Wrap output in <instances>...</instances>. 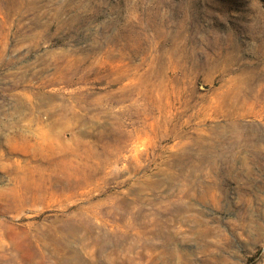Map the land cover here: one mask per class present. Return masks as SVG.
<instances>
[{
    "label": "rangeland",
    "instance_id": "obj_1",
    "mask_svg": "<svg viewBox=\"0 0 264 264\" xmlns=\"http://www.w3.org/2000/svg\"><path fill=\"white\" fill-rule=\"evenodd\" d=\"M1 46L0 264H264V0H0ZM105 50L115 74L35 101L42 122L81 118L36 166L13 83ZM150 231L174 242L145 251Z\"/></svg>",
    "mask_w": 264,
    "mask_h": 264
},
{
    "label": "bare ground",
    "instance_id": "obj_2",
    "mask_svg": "<svg viewBox=\"0 0 264 264\" xmlns=\"http://www.w3.org/2000/svg\"><path fill=\"white\" fill-rule=\"evenodd\" d=\"M42 35V34H41ZM43 36V35H42ZM115 41L116 39H112V41ZM111 41V40H110ZM121 41V40H120ZM110 42H108L109 44ZM113 43V42H112ZM115 44V43H114ZM123 44V43H122ZM112 45V44H111ZM119 45V42H118ZM123 46V45H122ZM36 47V46H35ZM105 47V46H104ZM118 46L116 45V48ZM30 48V47H29ZM102 48V47H101ZM115 48V49H116ZM126 48V47H125ZM107 49V48H106ZM111 49V48H110ZM118 49V48H117ZM108 50V49H107ZM124 50V49H123ZM122 50V51H123ZM64 51V50H62ZM118 51V50H117ZM121 51V50H120ZM3 52L4 49H2L1 46V50H0V65L5 64L3 62ZM61 52V51H60ZM97 52V51H96ZM99 52V51H98ZM101 52V51H100ZM104 52H107L106 50ZM109 52H111L109 50ZM109 52H107L106 56H100V58L98 57V59H96L93 64L92 67L88 70V71H84L82 69H79L76 65V63H74V59L69 58V54L67 55L66 53H59V54H52L50 56V65L52 67V73H50L49 76H40L43 69H39L37 73L34 74V76H39L38 80L35 84V86H33L32 84V80L33 79H27V80H23L22 83L26 86L29 87L30 90L29 91H20L18 90L19 88V84L18 81H15V84L12 88H11V94L10 96H12L13 98H16V100L19 102V104H23L22 106H26L27 110L26 112H24L22 114V116L20 117V119L18 121H16L14 123V125L11 127V135L13 136V138L17 139V140H21L23 141L28 148H25L27 150V152L29 153L30 158H35L36 160H38L40 162L39 165L36 166H42L44 167L47 163V161L49 162V159H47L46 157V151L49 153L50 151L48 150L51 143L52 139L54 137L55 140H57V144L61 146L62 142H64V139L68 136V140H75L76 134H75V128L71 125H69L68 119L70 120H77V122L79 123V116L77 115L76 112H78L75 110L76 105L74 103L77 102H69L68 105H59V106H55L53 108H51L53 111H58L57 115H55V117L53 118V120L51 122H47L45 119V122H42L40 119V116L37 115V110H36V104L35 101L42 96V94L44 93V91L47 93L48 96L51 95H56L57 99L58 96L61 98H64L65 95H70V96H80V87L88 85V84H92L93 82L95 83L96 80L95 78L99 77L102 74H105L104 76H111L112 74H115L117 72V68L119 67L121 62L118 63H114L113 60L111 59V55L109 54ZM102 53V52H101ZM99 54V53H98ZM97 54V56H98ZM104 54V53H103ZM117 54V53H116ZM119 54V52H118ZM126 54V53H125ZM74 55V54H73ZM96 55V54H94ZM118 56V55H117ZM73 57V56H72ZM123 57V56H122ZM75 58V55H74ZM97 58V57H95ZM120 58V56L118 57ZM117 58V59H118ZM77 59V58H76ZM122 61V58H120ZM91 60V59H90ZM49 61V60H48ZM77 61V60H76ZM118 61V60H117ZM115 60V62H117ZM120 61V60H119ZM79 62V61H78ZM81 62V61H80ZM124 62V60H123ZM92 63V62H91ZM79 64V63H78ZM83 64V63H82ZM46 65V64H45ZM81 65V64H80ZM90 65V64H89ZM124 65V64H123ZM127 65V64H126ZM45 67V66H44ZM124 67V66H123ZM132 67V66H131ZM130 67V68H131ZM137 68V67H136ZM128 69V68H126ZM135 69V68H134ZM136 71V70H135ZM119 72V70H118ZM126 73V72H125ZM128 73V71H127ZM134 74V73H133ZM136 74V73H135ZM134 74V75H135ZM138 74V72H137ZM117 76V75H116ZM124 76V73H123ZM130 76V75H128ZM136 76V75H135ZM115 77V76H114ZM118 77V76H117ZM126 79V74L124 76ZM133 77V76H132ZM141 77V75L139 76ZM131 78V76L129 77ZM135 78V77H133ZM10 79V78H9ZM121 79V78H120ZM130 80V79H129ZM128 80V81H129ZM139 80V79H138ZM118 81H120L118 79ZM141 81V80H140ZM100 82V81H99ZM116 82V80H115ZM137 82V81H136ZM135 82V83H136ZM142 82V81H141ZM114 83V78L113 80H107L105 81V87H103L104 90H108L110 87H112ZM141 84V83H140ZM129 84H127L128 86ZM134 85V84H133ZM49 86H59L58 88H54L51 90H48L47 88ZM77 86V87H76ZM124 86H126V84H124ZM91 89V88H90ZM122 89V88H121ZM28 90V89H27ZM120 91V90H119ZM86 92V91H85ZM89 92V91H88ZM98 92V91H97ZM96 92V93H97ZM112 92V91H111ZM125 92V91H124ZM140 92V91H139ZM91 93V92H90ZM108 93V92H107ZM106 93V95H107ZM115 93V92H114ZM117 93V92H116ZM115 93V94H116ZM119 94V93H118ZM123 94V93H122ZM142 94V93H141ZM97 95V94H96ZM105 95V96H106ZM124 95V94H123ZM126 95V94H125ZM44 96V95H43ZM69 96V97H70ZM101 96V95H100ZM118 96V95H117ZM122 96V95H120ZM66 97V96H65ZM107 97V96H106ZM113 97V96H112ZM115 97V95H114ZM43 98V97H41ZM55 98V97H53ZM68 98V97H67ZM66 98V99H67ZM76 98V97H74ZM89 98V97H88ZM92 98V97H91ZM90 98V99H91ZM98 98V96H97ZM118 98V97H117ZM116 98V99H117ZM122 98V97H121ZM126 98V97H125ZM124 98V99H125ZM48 99V98H47ZM52 99V98H50ZM73 99V98H72ZM114 99V98H112ZM53 100V99H52ZM64 100V99H63ZM120 100V99H119ZM122 100V99H121ZM51 101V100H50ZM49 101V102H50ZM77 101V100H76ZM101 101V100H100ZM112 101V100H111ZM15 102V101H14ZM54 102V101H52ZM61 102V101H60ZM87 102V101H85ZM119 102V101H118ZM42 103V101L40 102ZM46 103V102H45ZM56 103V101H55ZM67 103V101H66ZM97 103V102H96ZM62 104V103H60ZM52 105V104H51ZM24 106V108H25ZM46 106V105H45ZM44 106V107H45ZM49 106V105H48ZM38 107V105H37ZM40 107V106H39ZM85 107V106H84ZM43 108V107H42ZM48 108V107H47ZM79 108V107H78ZM81 108V107H80ZM40 109V108H39ZM50 109V108H49ZM84 109V108H83ZM92 109V108H91ZM15 110V109H14ZM89 110V108H88ZM40 111V110H39ZM51 111V110H50ZM44 112V110H43ZM42 112V113H43ZM47 112V110H46ZM103 112V111H102ZM99 113V111H98ZM40 114V112H39ZM8 115L7 113H3L2 116H6ZM48 115V114H47ZM85 115L87 116V114L85 113ZM93 115V113L91 114ZM42 116V115H41ZM60 116H70L66 121L67 126L69 125L70 127L67 129L66 126H62L60 128H56L58 127V119ZM83 116V115H82ZM43 119V117H41ZM64 118V117H63ZM18 119V117H17ZM50 119V118H49ZM65 119V118H64ZM93 119V118H92ZM61 120V119H60ZM81 120V118H80ZM65 122V121H64ZM89 122V120H88ZM62 123V122H61ZM76 123V121H75ZM81 123V122H80ZM65 124V123H64ZM62 124V125H64ZM74 125V124H73ZM60 126V125H59ZM76 127V126H75ZM56 128V129H55ZM67 129V130H66ZM58 130V131H56ZM79 135V134H78ZM52 137V138H51ZM78 138V137H77ZM53 139V140H54ZM67 138L65 139L66 142ZM67 140V142H68ZM79 140V139H78ZM235 140V139H234ZM233 140V141H234ZM242 140V139H240ZM239 140V141H240ZM55 142V141H54ZM66 142V143H67ZM65 143V144H66ZM77 143V142H76ZM79 143V142H78ZM237 143V142H236ZM54 144V143H53ZM52 144V145H53ZM70 144V143H68ZM67 144V145H68ZM80 144V143H79ZM233 144V143H232ZM55 145V144H54ZM57 145V146H58ZM56 146V145H55ZM56 146V147H57ZM71 146V145H70ZM73 146V144H72ZM80 146V145H79ZM55 147V148H56ZM59 147V146H58ZM238 147V145H237ZM53 151V148H51ZM61 149V148H59ZM57 152V151H56ZM67 152V151H66ZM70 152V151H69ZM236 152V151H235ZM51 153V152H50ZM52 154V153H51ZM74 154V153H73ZM72 154V155H73ZM59 155V154H58ZM78 155V154H77ZM48 156V155H47ZM46 157V158H45ZM53 157V156H52ZM178 158V157H177ZM227 161L230 162L231 159L234 158V153L232 151L231 154L227 155ZM52 159V158H51ZM73 159V158H72ZM31 161V160H30ZM58 161V160H57ZM63 161V160H62ZM68 161V160H67ZM38 162V163H39ZM55 162V161H54ZM52 165V164H50ZM57 165V164H56ZM36 170V169H35ZM22 171V170H21ZM33 171V170H31ZM43 172V171H42ZM69 172V171H68ZM46 175V174H45ZM51 175V174H50ZM25 177V176H24ZM47 180V179H46ZM49 180V179H48ZM187 195V194H186ZM176 229V228H175ZM171 231V230H170ZM174 234V233H173ZM170 232H157V231H150L148 233L145 234V236L141 237V242L143 243V246L145 247V251L146 249H150V248H154L153 244L151 243L153 239H160L161 240V245L163 247V249L165 250L166 247H169L173 242H174V235ZM136 238V237H135ZM139 238V237H138ZM120 241V240H119ZM125 241V240H124ZM134 241V240H133ZM138 241V240H137ZM136 242V241H135ZM140 243V242H139ZM126 244V243H125ZM135 244V243H134ZM138 244V243H136ZM118 245V244H117ZM124 244H121L120 246H122ZM139 246V245H138ZM11 247V246H10ZM126 247V246H125ZM124 247V248H125ZM117 248V247H116ZM119 248V247H118ZM143 250V249H142ZM152 250V249H151ZM113 251V250H112ZM111 251V252H112ZM119 251V250H117ZM123 251V250H122ZM153 251V250H152ZM151 252V251H150ZM6 253V252H5ZM118 253V252H117ZM9 254V253H8ZM116 254V252H115ZM147 254V253H146ZM7 255V254H6ZM6 255L5 258L6 259ZM145 255V254H144ZM4 256V255H3ZM113 256V255H111ZM117 256V255H115ZM23 257V256H22ZM125 257V256H124ZM151 257V256H150ZM163 257V256H162ZM8 258V257H7ZM17 258V256H16ZM21 258V257H20ZM26 258V257H24ZM149 258V257H148ZM15 261V260H14ZM18 261V260H17ZM26 261V259H25ZM28 261V260H27ZM145 261V260H144ZM126 262V261H125Z\"/></svg>",
    "mask_w": 264,
    "mask_h": 264
}]
</instances>
